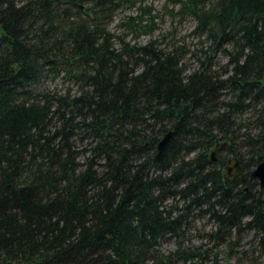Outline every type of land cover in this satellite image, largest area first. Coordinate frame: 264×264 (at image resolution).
Masks as SVG:
<instances>
[{
    "label": "trees",
    "instance_id": "1",
    "mask_svg": "<svg viewBox=\"0 0 264 264\" xmlns=\"http://www.w3.org/2000/svg\"><path fill=\"white\" fill-rule=\"evenodd\" d=\"M117 1L0 0V264H185L159 241L201 213L264 235V188H243L264 161V0H166L208 42L189 72L175 48H113ZM138 1L125 24L150 33Z\"/></svg>",
    "mask_w": 264,
    "mask_h": 264
},
{
    "label": "rangeland",
    "instance_id": "2",
    "mask_svg": "<svg viewBox=\"0 0 264 264\" xmlns=\"http://www.w3.org/2000/svg\"><path fill=\"white\" fill-rule=\"evenodd\" d=\"M118 5L111 13L106 29L114 37L112 39L113 48L120 49V40L130 45L142 46L149 42L165 52L177 49L181 62L189 72L198 66L197 58H204L207 51L208 42L204 38H198L194 33L195 22L191 16L179 17L172 14L178 7H172L166 0H144L143 5L152 8L157 16L154 21V28L150 33L144 30H131L126 26L128 17L139 15V1L126 3L118 0ZM85 7L81 5L80 11ZM217 69L227 62L226 57L216 54L214 56ZM51 86L60 88H71L75 91L76 86L69 82H61L58 79L51 81ZM219 155H217L218 157ZM243 188L250 189L251 193H258L261 189L259 180L253 178ZM173 201H167V205ZM182 204H179L180 208ZM204 209V207H202ZM249 218L242 220L239 229L232 228L219 232L217 221L208 213H201L192 216L182 232L178 235L167 234L159 241V249L164 255L172 254L178 245L186 251L189 261L193 264H264V252H261L264 244V235L246 226ZM263 237V239H262ZM172 264H184L181 257H173Z\"/></svg>",
    "mask_w": 264,
    "mask_h": 264
},
{
    "label": "water",
    "instance_id": "3",
    "mask_svg": "<svg viewBox=\"0 0 264 264\" xmlns=\"http://www.w3.org/2000/svg\"><path fill=\"white\" fill-rule=\"evenodd\" d=\"M172 132H168L159 142L157 146V154L155 159L161 155L163 152ZM226 144V141L220 142L218 147L212 149L209 153V159L212 162L218 160L217 153L221 148ZM241 171V164L237 158L228 159L226 165L223 167V175L225 178L235 177L237 173L239 174V178L241 180L244 179V175L240 172ZM251 177L257 178L259 180L260 186L264 188V161L260 162L251 172Z\"/></svg>",
    "mask_w": 264,
    "mask_h": 264
},
{
    "label": "flooded vegetation",
    "instance_id": "4",
    "mask_svg": "<svg viewBox=\"0 0 264 264\" xmlns=\"http://www.w3.org/2000/svg\"><path fill=\"white\" fill-rule=\"evenodd\" d=\"M216 147H218V145L217 146H215V147H213L212 149H214V148H216ZM219 152H220V150L218 151V153H217V155H219ZM230 159V158H229ZM228 161V160H227ZM227 163V162H226ZM226 165V164H225ZM240 173H237V175L236 176H238ZM235 176V177H236Z\"/></svg>",
    "mask_w": 264,
    "mask_h": 264
}]
</instances>
